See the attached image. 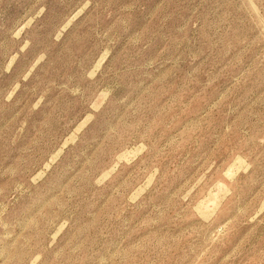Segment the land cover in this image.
<instances>
[{"label":"rangeland","instance_id":"1","mask_svg":"<svg viewBox=\"0 0 264 264\" xmlns=\"http://www.w3.org/2000/svg\"><path fill=\"white\" fill-rule=\"evenodd\" d=\"M0 264H264V0H0Z\"/></svg>","mask_w":264,"mask_h":264}]
</instances>
